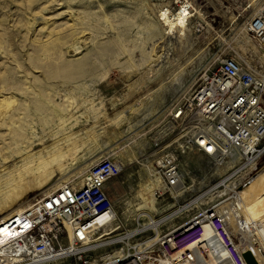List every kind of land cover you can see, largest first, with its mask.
I'll list each match as a JSON object with an SVG mask.
<instances>
[{
    "label": "rangeland",
    "instance_id": "obj_1",
    "mask_svg": "<svg viewBox=\"0 0 264 264\" xmlns=\"http://www.w3.org/2000/svg\"><path fill=\"white\" fill-rule=\"evenodd\" d=\"M193 2L204 20L194 17L186 36L178 30L168 36L157 19L158 0H0V104L9 101L0 105V164L37 136L46 141L36 151L53 149L61 141L67 156L48 185L9 211L0 209V222L58 184L80 180L84 169L107 156L124 168L108 186L118 232L147 224L146 213L156 220L171 213L169 198L158 201L155 213L157 206L142 209L140 197L159 157L152 144L160 139L161 116L223 59L264 57L246 34L248 19L264 7V0L259 6L253 0ZM182 157L186 194L180 205L228 170L192 153ZM14 166L6 165L9 170ZM263 169L264 159L256 177ZM2 181L0 188L7 185ZM3 201L0 193V206ZM186 218L180 215L160 231Z\"/></svg>",
    "mask_w": 264,
    "mask_h": 264
},
{
    "label": "built area",
    "instance_id": "obj_2",
    "mask_svg": "<svg viewBox=\"0 0 264 264\" xmlns=\"http://www.w3.org/2000/svg\"><path fill=\"white\" fill-rule=\"evenodd\" d=\"M162 3L160 9L171 17L191 24L193 0ZM246 34L264 53V7L248 19ZM160 119V139L152 144L160 150L152 175L155 197L169 198L174 205L170 214L155 220L162 221L159 231L187 214L184 222L159 235L154 227H137L94 239L115 219L108 186L124 169L107 156L91 164L80 180L44 194L0 223V264H211L216 259L219 264H247V250L233 239L231 223L242 239L251 234V252L264 264V233L258 235V225L246 219L242 196L264 159V57L223 59L197 77L189 93ZM166 126L171 129L165 133ZM173 138L172 145H165ZM185 151L228 170L180 205L186 194Z\"/></svg>",
    "mask_w": 264,
    "mask_h": 264
},
{
    "label": "bare ground",
    "instance_id": "obj_3",
    "mask_svg": "<svg viewBox=\"0 0 264 264\" xmlns=\"http://www.w3.org/2000/svg\"><path fill=\"white\" fill-rule=\"evenodd\" d=\"M158 2L160 6L161 4H163L162 3L163 0H158ZM258 2H260V0H253V5L259 6L260 3L257 4ZM194 17H198L204 20L203 14L200 12V10H197L196 8H195ZM157 19L160 20L164 28L167 29L168 36L169 35L174 36L172 35V33L175 34L177 30L180 32V34L182 33L185 36L187 35V31H188L187 26L189 23L185 18H182L181 16L176 17V15L171 17L168 14V12L163 11V9H159L157 13ZM8 102L9 101L5 99L2 101L0 105H2L3 103H7L8 105ZM170 129H167L165 133L168 132ZM70 140H73V139H70ZM18 141H22V140L18 139ZM45 141L46 140H44L43 138H39L37 136V139L24 142L22 145H19L17 148H15L14 151L10 155L3 157V161L0 164V173L2 174V176L0 177V184H3L2 180H5V182L7 181V185L4 187L2 186L0 188V193L4 199L1 205L2 208H0L1 211L3 212L7 210L9 211L11 208L15 206V204H17L21 200L22 197L24 198V196L31 193L32 191L36 189H41L45 187L46 185H48L52 180L51 178L55 170L62 169L65 167L63 164H65L64 162L66 161L67 156H66L64 149L58 145L61 141L56 144L54 143L53 149H48L47 147H45L42 150L36 151L38 146L45 145ZM183 153H184L183 155H187V154H190L191 151H187V152L185 151ZM19 161H20V166H18L17 164ZM11 163H14L15 166L12 170H9V168L6 167V165L11 164ZM215 168H224V167H215ZM85 171L86 169H84L83 173H81L83 174V176L85 174L84 173ZM152 175H153V169L151 168L149 188L144 189L140 197L143 201V204H142L144 206V208L142 207L143 210L149 209L150 211H153V210H156V206H157V212L155 213H158L159 212L158 199L155 197V190H156L157 184ZM63 186L64 184L60 183L56 187L60 188ZM242 196H243L244 215L250 224L258 225L259 229H257V233L258 235H261V233H264V169L257 177L255 176L246 185V187L244 188L242 192ZM23 210L24 209H17L11 212L9 216L5 217L3 220L9 218L14 213L22 212ZM144 216L149 217L147 224L146 223L139 224L137 229L145 230L149 227H154L155 229H157L156 234L159 235L160 231L158 229V226L162 223V221L157 222L155 218H152L149 213L144 214ZM114 217L115 219L110 221L109 226L105 228L102 232L98 233L97 237L104 238L105 236L116 234L120 230V227L114 224L115 221L117 220L116 215H114ZM148 217L146 218L148 219ZM105 218L106 217H103L102 220H104ZM230 229H231L230 231L232 233L233 239L236 241L239 240L240 244H244L245 247L243 248V250H247V251L255 250L252 245L253 241L252 243L250 241L252 240L251 234H249L250 238L242 239L239 236L238 230L234 223H231ZM210 235L211 233L208 231L206 233V238H209ZM206 243L207 242H204V240L201 241L199 243L200 248L203 249ZM206 256H208V254H206ZM259 262L260 264H263L262 261L259 260ZM211 264H219V263L217 262V259H216V260H213Z\"/></svg>",
    "mask_w": 264,
    "mask_h": 264
},
{
    "label": "water",
    "instance_id": "obj_4",
    "mask_svg": "<svg viewBox=\"0 0 264 264\" xmlns=\"http://www.w3.org/2000/svg\"><path fill=\"white\" fill-rule=\"evenodd\" d=\"M243 257L247 264H259L251 251L244 252Z\"/></svg>",
    "mask_w": 264,
    "mask_h": 264
}]
</instances>
